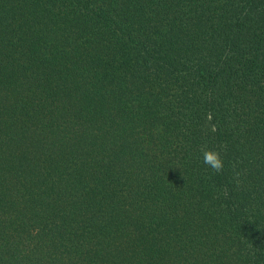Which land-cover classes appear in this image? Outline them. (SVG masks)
Instances as JSON below:
<instances>
[{"label":"trees","instance_id":"16d2710c","mask_svg":"<svg viewBox=\"0 0 264 264\" xmlns=\"http://www.w3.org/2000/svg\"><path fill=\"white\" fill-rule=\"evenodd\" d=\"M0 264H264V0H0Z\"/></svg>","mask_w":264,"mask_h":264},{"label":"clouds","instance_id":"9594fccd","mask_svg":"<svg viewBox=\"0 0 264 264\" xmlns=\"http://www.w3.org/2000/svg\"><path fill=\"white\" fill-rule=\"evenodd\" d=\"M201 154L203 156V163L207 165L214 173H221L224 169V160L218 151L208 149L206 146H202ZM239 183V173L236 174Z\"/></svg>","mask_w":264,"mask_h":264}]
</instances>
